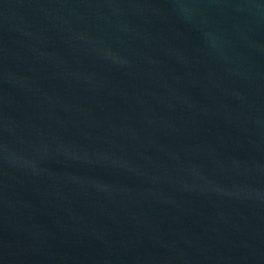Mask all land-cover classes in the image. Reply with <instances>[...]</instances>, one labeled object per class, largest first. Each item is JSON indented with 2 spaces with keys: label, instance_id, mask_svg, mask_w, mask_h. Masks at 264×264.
I'll use <instances>...</instances> for the list:
<instances>
[{
  "label": "water",
  "instance_id": "1",
  "mask_svg": "<svg viewBox=\"0 0 264 264\" xmlns=\"http://www.w3.org/2000/svg\"><path fill=\"white\" fill-rule=\"evenodd\" d=\"M0 264H264V0H0Z\"/></svg>",
  "mask_w": 264,
  "mask_h": 264
}]
</instances>
